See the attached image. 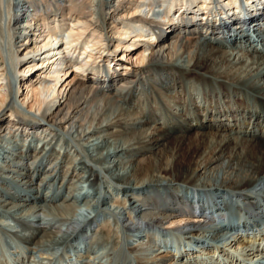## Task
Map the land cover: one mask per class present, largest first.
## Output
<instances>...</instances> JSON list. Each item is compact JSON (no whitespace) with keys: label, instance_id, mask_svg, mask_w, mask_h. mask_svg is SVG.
I'll return each instance as SVG.
<instances>
[{"label":"bare ground","instance_id":"obj_1","mask_svg":"<svg viewBox=\"0 0 264 264\" xmlns=\"http://www.w3.org/2000/svg\"><path fill=\"white\" fill-rule=\"evenodd\" d=\"M2 6L0 212L32 216L13 232L16 239L43 249L68 240L86 220L91 227L89 186L108 193L107 179L124 199L109 205L103 198L100 206H113L128 229L165 221L194 236L202 216L177 208L204 213L232 200L256 227L251 217L264 211V0H8L5 14ZM193 79L228 86L240 96L237 108L211 114L190 107ZM157 95L180 110L162 116L145 109L137 117L124 106L156 103ZM232 113L246 117L242 129L228 120ZM182 154L190 164L179 170ZM246 221L236 223L252 229ZM233 236L225 240L234 247L225 262L236 264L237 254L244 264H264L263 236ZM137 250L129 248L136 264H172L171 255Z\"/></svg>","mask_w":264,"mask_h":264},{"label":"rangeland","instance_id":"obj_2","mask_svg":"<svg viewBox=\"0 0 264 264\" xmlns=\"http://www.w3.org/2000/svg\"><path fill=\"white\" fill-rule=\"evenodd\" d=\"M7 1L8 0H1L2 5H4V7L2 6L1 8L2 13L4 14L6 10L5 4L7 3ZM160 9L161 8H159V10ZM114 47L115 46H112L110 49L106 51L114 52L116 51ZM119 52L120 54H122L123 51L120 49ZM232 52L236 56H240L242 53H244V51H241L238 49H235ZM128 53L130 55L132 52L131 53L128 52ZM121 62L123 63V65L124 64L130 65L132 68H134V66L130 64V60L128 56H123L121 58ZM190 81H192L191 85L188 86L189 87L188 90L191 91L190 99L188 101L189 105H191L190 107L194 105L198 107V109H200V111H202L203 113L210 112L211 114H215L219 110H226L228 108H230L231 110L232 108H237L236 101L239 100L240 96L235 97L234 95L233 97V94L231 93L230 88L228 86L221 88L217 82H212V84L208 88L202 82L196 81L194 79ZM222 81H227V80L222 79ZM222 91H225V92H222ZM223 95L224 96L228 95V98L223 97ZM178 97L181 100V97L185 98L189 96H187V94L184 96L183 94H181ZM160 98L161 97L157 95L156 103L144 101L141 104L139 103L140 106L137 108L133 106L132 104H124V106L129 110L137 112L135 113L136 114L135 116L137 117H140V114H139L140 111L144 113V111L147 112L151 110L155 112L157 115L165 116L166 114H168V112H178L180 110V107H178L177 105H174L172 103V100L166 97H164V99L162 98L160 99ZM12 105H16V104L9 103V106H12ZM18 112H20L21 114L22 113L27 114L24 111V109H20V108H18ZM35 117L36 119H39L37 116ZM232 119L234 122L232 121L231 124H234L233 127L236 130L240 128L242 129L247 124L246 117L243 118L239 113L238 114L232 113L230 117L228 118V120H232ZM235 135L238 138L241 137L238 133H234L232 136H235ZM61 137L64 141L66 140L70 142L71 140L69 136L66 134L65 135L62 134ZM17 138L20 139L19 137ZM76 148L79 154V156L77 155L78 158L82 161L85 159L86 161H88L87 156L84 155L85 153L80 148L78 147ZM54 149H56L55 152L57 153L58 152L57 149H59V147L54 146ZM189 158H190V155L187 159L183 157V154L179 157V162L177 166L179 170L184 169L186 165L190 164ZM89 164L92 165L91 162L88 163V165ZM96 170H98L97 167H95L94 171ZM98 174L100 176L102 175L105 176V174L101 171H99ZM106 185L109 186L108 187L109 189L107 188L108 193L107 191H104L105 189L102 187L103 186L102 184L100 185L99 190L97 191L95 190L94 187L89 186L90 195L92 194L90 196L91 200L89 201L91 203L93 202L92 203L93 205L89 202V206L87 207H89V211H92V221H93L92 226L89 227L88 225H84L85 224L83 222L84 219L82 218L80 220L78 219L77 221H75V224H74L75 228L77 227L76 224H78L77 223L78 221L83 222V223L80 224V227L78 229H76V231L74 232V235H72L68 240L64 241L62 244L55 246V247H47L43 249H40V248L38 249L37 247L34 248V246L32 247L31 245H27L23 243L22 241H20L19 239H16L17 237L14 236L15 233L13 232H16V231L18 232L19 230H21L20 222L29 223L30 221H32L31 219L32 216L25 215V212L21 214L19 213L10 214V213L0 212V264H21L20 263L21 260L24 261V259L25 261L26 260L29 261L30 264H39L41 262H42L41 264H58L59 260H61L62 262L63 261L67 262L68 260L66 257H64V255H68V254L74 255L73 264H77V263L78 264H128L131 261L132 263L136 261L133 255L131 254L132 252L129 251L130 247H136V249H138L137 254L138 256H141V257L142 256H152L155 251L160 252L161 253L160 255H163V254H167L169 256L171 255L173 256V260L171 259L172 264H183V263L184 264H219V263L228 264L227 262H225V258H227L226 255H228V251L231 252L232 249H234V247L228 248L225 246L226 244L225 240L227 238L232 237V234H233L234 235L233 237H236L235 240H241V239L244 240V238H246V240H249L253 237V234L258 235L257 234L258 232L253 233V230L248 231L246 234H242L241 232H234V231L228 232V230L226 231L223 229L212 230V229L205 228V227H202V228L197 227L196 233L193 234L194 236L192 235L190 236L188 234H183L187 231V228L180 230L181 229L180 227L183 226L184 223L183 225L181 224V226H179L180 229H178V226L168 227V224L165 223V221L163 225L162 224H151V225L143 226L140 224L138 228L128 229L123 226L122 222L120 221V218H118L119 217L118 214H116L117 211L116 209H114L113 206L112 207L100 206V201L103 198H106L108 200L107 202L109 205L112 204V202L114 201V198L116 197H119L118 201H120V203H121V199H124L121 197V195L120 196L117 195V189H119L118 188L119 186L117 187V184L107 179ZM48 190H49L48 186H43L40 188L41 193H46ZM94 192L95 193L101 192L100 193L101 195L98 193L97 196H95ZM97 197H99L100 199L95 201L94 199ZM6 200L9 201L10 203H14V201L10 200V198H7ZM61 201H62L61 199L57 198L55 199L54 202L55 204H58ZM96 202H98L97 203L98 206ZM83 203H84L83 201H80L77 204L78 205L80 204L79 206L82 207ZM208 207H211V206H208ZM85 209H83L82 207V213L85 211ZM127 211L131 212L129 208H127ZM186 212H190V210L188 211L186 210ZM132 217L136 219L135 214H132ZM40 218L43 219L45 218V216L40 215ZM236 222L239 223L241 221L237 220ZM255 224H256V227L259 225L257 222ZM165 227L167 229H165ZM89 229L93 230L91 231L92 233H90ZM106 229H107V232H106ZM222 232L224 234L223 237L218 236ZM82 235H85V237H83ZM243 235H248V236L243 237ZM75 239L79 240L78 244L76 245L77 248L74 245ZM195 242H198L197 246ZM214 251H215V255L210 257V255H212ZM179 255H181L180 258H179ZM174 256L175 257L177 256L178 258L174 259ZM233 257L231 256V258ZM33 258H35L34 261H33ZM249 258H253L252 254H250L248 258L246 257L247 260H249ZM234 261H236V259H234ZM239 264H242V263H239Z\"/></svg>","mask_w":264,"mask_h":264}]
</instances>
